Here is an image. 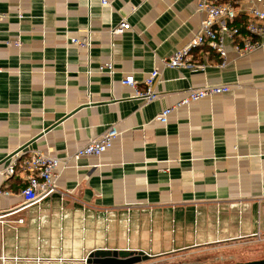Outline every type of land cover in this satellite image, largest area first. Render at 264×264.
Instances as JSON below:
<instances>
[{
	"label": "crops",
	"instance_id": "obj_1",
	"mask_svg": "<svg viewBox=\"0 0 264 264\" xmlns=\"http://www.w3.org/2000/svg\"><path fill=\"white\" fill-rule=\"evenodd\" d=\"M108 1L0 0V169L29 144L16 174L0 175V264H86L99 249L155 258L264 236V49L227 41L225 57L193 49L198 70L164 66L200 31L199 0ZM123 21L131 28L114 34ZM88 36L90 48L73 41ZM155 68L154 101L121 82L132 74L145 89ZM206 84L232 91L158 121ZM113 124L111 149L72 160L55 192L25 205L28 154L67 158Z\"/></svg>",
	"mask_w": 264,
	"mask_h": 264
},
{
	"label": "built area",
	"instance_id": "obj_2",
	"mask_svg": "<svg viewBox=\"0 0 264 264\" xmlns=\"http://www.w3.org/2000/svg\"><path fill=\"white\" fill-rule=\"evenodd\" d=\"M245 1L248 2L246 8L228 2L219 3L217 0H199L197 9L206 14L200 31L194 35L187 46L176 50L169 58L164 59V66L172 68L187 66L194 71L198 70L204 65L191 62L192 50L208 45L212 50L225 57L227 54V41H231L234 49L241 53H252L264 49V0ZM109 3L108 0H103L104 5H109ZM242 13L245 18L244 25H237L235 21ZM130 28L129 22L123 21L112 32L120 34ZM73 41L87 48L91 46L90 36L84 39L74 38ZM14 43L20 45L21 40L18 38L14 40ZM102 67H108L111 72H114L112 63H107ZM2 70L0 67V72ZM160 73L157 68L148 73L144 80L145 89L139 87L138 81L132 74L125 76L121 82L131 86L135 91V96L148 103L159 97L158 92L155 90V83L160 77ZM231 91L232 87L229 84H206L202 87H191L175 106L164 109L157 119L162 123H167L170 114L176 108L189 105L206 97ZM118 136L119 130L116 124H113L103 134L93 138L67 158H60L48 151H32L23 161L24 170L28 172V182L22 191L25 205L40 202L55 192L57 190L56 182L61 170L66 168L72 160L77 161L87 156H101L113 147ZM20 159V152L12 155L9 158V164L0 169V175L6 179L16 174ZM5 193L9 194L10 192L6 191ZM3 216L1 215L0 218ZM1 259L4 261L6 256L2 255Z\"/></svg>",
	"mask_w": 264,
	"mask_h": 264
},
{
	"label": "rangeland",
	"instance_id": "obj_3",
	"mask_svg": "<svg viewBox=\"0 0 264 264\" xmlns=\"http://www.w3.org/2000/svg\"><path fill=\"white\" fill-rule=\"evenodd\" d=\"M264 259V236L240 245L204 249L155 257L140 264H232Z\"/></svg>",
	"mask_w": 264,
	"mask_h": 264
},
{
	"label": "water",
	"instance_id": "obj_4",
	"mask_svg": "<svg viewBox=\"0 0 264 264\" xmlns=\"http://www.w3.org/2000/svg\"><path fill=\"white\" fill-rule=\"evenodd\" d=\"M28 145L21 147L18 151L11 154L7 160L12 155L23 151ZM151 259H153V256L144 251L99 249L89 254L86 264H140ZM232 264H264V259Z\"/></svg>",
	"mask_w": 264,
	"mask_h": 264
}]
</instances>
